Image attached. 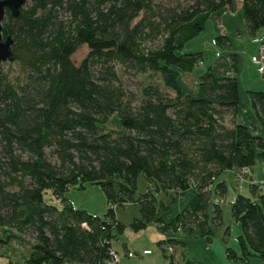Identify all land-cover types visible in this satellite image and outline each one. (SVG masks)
<instances>
[{"label": "trees", "instance_id": "16d2710c", "mask_svg": "<svg viewBox=\"0 0 264 264\" xmlns=\"http://www.w3.org/2000/svg\"><path fill=\"white\" fill-rule=\"evenodd\" d=\"M238 7L248 35L264 28V0H26L18 17L6 10L2 35L12 38L24 80L14 82L0 68V245L24 234L33 242L22 262L0 264H106L113 240L152 222L163 234L157 246L168 264H200L177 233L212 241L227 192L219 177L264 159V136L237 121L239 57L220 54L231 46L228 37L213 39L220 51L199 75L195 95L180 77L204 55L181 51L212 14ZM82 45L89 52L76 65L71 56ZM117 66L161 83H145L134 104ZM248 96L264 129V90ZM86 183L100 185L103 214L66 197ZM248 189L230 202L239 249L225 246V253L234 264H264V194L259 184ZM48 191L59 206L44 199ZM188 192L191 199L173 219L158 216ZM128 204L139 216L125 224L116 208ZM229 234L230 226L224 245Z\"/></svg>", "mask_w": 264, "mask_h": 264}, {"label": "rangeland", "instance_id": "374dc122", "mask_svg": "<svg viewBox=\"0 0 264 264\" xmlns=\"http://www.w3.org/2000/svg\"><path fill=\"white\" fill-rule=\"evenodd\" d=\"M162 5H175L176 0H157ZM222 11V10H221ZM228 12L226 9H223L222 13L225 14ZM220 27V26H219ZM222 29V26H221ZM223 33L218 26L215 24L213 19H208L205 23L204 29L200 32L199 35L188 41L184 48L182 49L181 53L183 52H198L202 51L204 55V60L194 68V70L190 73H183L180 77V82L182 87L186 93L190 95L197 94V79L200 74H202L205 69L216 60V53L220 51L217 46L212 44L213 39L218 33ZM254 38H262L264 42V28L260 29L254 36H250L246 32V40L242 43H235L236 51L239 56V61L237 65V70L234 73L235 77L238 81L239 86V96H240V103L237 118L238 120L243 123L244 125L248 126L250 130H254V128L261 125L258 123L257 119L255 118L254 113L251 110L250 100L248 96V90H264V82L261 74L257 70V65L253 62V57L258 55V50L260 44L254 42ZM157 43V41H156ZM155 43V44H156ZM89 49L86 45H82L79 47L76 52L71 56V59L76 65L82 61V59L88 54ZM220 54H223L220 51ZM222 58V57H220ZM0 68L7 73L9 78L14 82L19 80L23 82L24 80V70L23 68L13 60H7L0 64ZM117 72L119 79L122 81L124 89L127 93L131 94L134 97V104H139L141 98V87L147 83L148 81L161 83L159 78L155 75L148 76L141 75V74H132L123 70L122 67L117 66ZM148 84V83H147ZM164 89V88H162ZM165 90V89H164ZM167 92L173 95V92L167 90ZM230 116L226 115L224 119V125L228 126L230 123ZM254 125L256 127H254ZM256 134H260L264 136V132L256 131ZM253 173V176L256 180H258L261 187V192L264 194V159L262 157L257 158L255 163L250 167ZM235 174L231 173L230 171H224L219 179L224 180L227 184V192L225 194V202L221 205L222 206V219L223 224L216 230V234L214 238H219L221 236L222 240V233L223 228L230 226L231 233L228 235V239L225 242V246H229L235 251H238V243H237V236L240 233V226L238 223H235L231 220L230 217V202L233 197L240 192L248 193L249 189L246 187L245 181L242 182L243 188L238 189L239 185L236 181ZM141 181V180H140ZM239 181V180H238ZM262 181V182H261ZM240 183V182H239ZM146 188L145 182H140V190H144ZM66 197H68L73 205L79 209H85L90 211L91 213L101 215L105 212L107 208L106 198L104 193L99 184L96 183H86L84 188L77 189V188H70L66 192ZM44 199L50 203L60 205L59 199L55 198L50 191L44 194ZM179 206L184 204L182 198L179 199ZM185 200V199H184ZM176 201V200H175ZM189 201H187L188 203ZM186 203V204H187ZM185 204V205H186ZM138 212V207L135 205H126L125 208L117 207V214L123 220L132 219V217L136 216L134 213ZM159 216V215H158ZM168 218V214L164 215ZM150 226V225H149ZM148 230H153V227H149ZM134 232V231H133ZM132 230L127 229L125 231V236L128 237L129 235H133L134 233ZM222 232V233H221ZM178 236H185V237H199L196 233H192L191 235L188 233H177ZM220 238V239H221ZM33 242V239L30 235L24 234L22 235V239H15L12 240L8 244L0 245V263H3L9 258L11 261H19L22 262L24 258H26L30 251V244ZM113 248H117L116 240H113L112 243ZM118 250H123L122 246H119ZM116 250V249H115ZM119 254V253H118ZM120 259L117 264L121 263V255L119 254ZM228 260V259H227ZM228 262L231 263L229 260Z\"/></svg>", "mask_w": 264, "mask_h": 264}, {"label": "crops", "instance_id": "0c3cea01", "mask_svg": "<svg viewBox=\"0 0 264 264\" xmlns=\"http://www.w3.org/2000/svg\"><path fill=\"white\" fill-rule=\"evenodd\" d=\"M222 11L212 14L209 17V19H213L215 24L218 26V28L221 31H223V34L228 37L231 43V46L229 48L221 50L222 53L231 52V53H236L238 55L236 51L237 49L235 47V43L236 44L242 43V42H245L246 40V30L244 27V23L241 19L240 7H238L236 11L234 12H230L227 10L228 12L223 14ZM221 26H222V29H221ZM227 115H229L231 118L230 114H227ZM237 121H239L238 118H237ZM254 127L256 126L254 125ZM258 127L259 129H257V127L254 128L253 131L255 133L256 131L264 132V129L262 127L261 128L260 126ZM250 171L253 176L251 168H250ZM254 180L256 181L255 184L260 183L255 178ZM262 181H264V179H262ZM248 185H250V183ZM248 185H245V186L248 187ZM191 197H192L191 193L189 192L186 193L183 197H180L184 201V204L182 206L178 205L180 204L179 203L180 198H178L172 204L171 209L169 211L159 212L158 215L161 216L165 222H168L169 220L173 219V217L184 208L185 204L187 203V201L191 199ZM134 214L136 215L134 217L139 216V212L134 213ZM166 214H168V218L164 216ZM116 217L119 220L123 221L125 224H128L132 220V219H129V220L121 219V217L117 214V208H116ZM149 225L153 227V230H148V228L150 227ZM223 229H224L223 233L221 232L222 237L224 235V231L226 230V227ZM133 233H134L133 235L131 236L129 235L128 237H126L124 233L120 236L118 241H116L117 246L118 247L122 246L123 248L122 251L118 250L120 249L118 247L115 248L116 251L122 257L120 264H168V261L164 259L162 252L157 246V240L161 236H163V234L159 232L158 228L155 226L153 222L149 223L145 228L140 229L139 231H136ZM179 237H181L186 243V250H187L188 256L191 258H194L195 260L200 262V264H230L226 257L225 245L223 244V240L221 236L219 238H213L212 241L209 243H207L205 239L201 237H192V238L185 237V236H179ZM123 243L126 244V247H124ZM127 251L132 252L134 255L129 257Z\"/></svg>", "mask_w": 264, "mask_h": 264}, {"label": "water", "instance_id": "95a60500", "mask_svg": "<svg viewBox=\"0 0 264 264\" xmlns=\"http://www.w3.org/2000/svg\"><path fill=\"white\" fill-rule=\"evenodd\" d=\"M26 0H0V64L7 60H13V53L11 49L12 38L7 35L3 38L2 35V20L5 17L6 10H8L13 17H18ZM251 264H258L256 260H252Z\"/></svg>", "mask_w": 264, "mask_h": 264}, {"label": "built area", "instance_id": "2783aa9c", "mask_svg": "<svg viewBox=\"0 0 264 264\" xmlns=\"http://www.w3.org/2000/svg\"><path fill=\"white\" fill-rule=\"evenodd\" d=\"M253 61L258 65V71L264 75V43L261 44L259 48V53L257 56L253 57ZM236 175V181L239 185L238 189H242L243 185L242 182L245 181V183H255L256 181L252 179L251 171L249 167H243L239 171L234 172ZM239 180V181H238ZM240 182V183H239ZM134 254L132 252H128V256L131 257ZM120 256L118 252L114 249L110 250V256L108 260L106 261V264H117L119 262Z\"/></svg>", "mask_w": 264, "mask_h": 264}]
</instances>
